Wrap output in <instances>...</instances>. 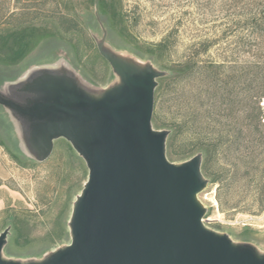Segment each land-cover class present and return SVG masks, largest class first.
<instances>
[{"label":"rangeland","instance_id":"1","mask_svg":"<svg viewBox=\"0 0 264 264\" xmlns=\"http://www.w3.org/2000/svg\"><path fill=\"white\" fill-rule=\"evenodd\" d=\"M263 12L264 0H0V30L31 26L42 36L25 58L0 66V89L43 66H65L94 89L109 86L117 77L95 41L102 39L104 27L107 45L124 55L151 61L168 75L188 61L219 64V87L225 82L238 91L245 87L244 67L264 63ZM199 73L179 84L158 81L155 129L168 130L191 119L198 131L223 129L226 122L213 120L219 109L210 101L216 83L203 70ZM186 130L182 127L174 142L179 156L167 149L172 162L196 155L185 146L190 138ZM88 175L86 163L65 139L55 142L47 161L30 158L18 123L0 106V184L7 196L0 234L10 227L6 256L41 259L69 244L73 203ZM206 177L209 184L199 194L207 209L205 224L264 251V210L259 204L264 144L239 143L215 154Z\"/></svg>","mask_w":264,"mask_h":264},{"label":"water","instance_id":"2","mask_svg":"<svg viewBox=\"0 0 264 264\" xmlns=\"http://www.w3.org/2000/svg\"><path fill=\"white\" fill-rule=\"evenodd\" d=\"M103 32L97 49L117 77L109 86L94 89L65 66H43L0 89L30 158L47 161L65 139L89 171L73 203L71 242L41 259L9 258V227L0 264H264V251L205 224L203 154L169 160L170 132L153 126L158 81L168 72L114 50Z\"/></svg>","mask_w":264,"mask_h":264},{"label":"trees","instance_id":"3","mask_svg":"<svg viewBox=\"0 0 264 264\" xmlns=\"http://www.w3.org/2000/svg\"><path fill=\"white\" fill-rule=\"evenodd\" d=\"M255 21L256 24L259 23L258 20ZM41 37L37 34V29L31 26L8 31L0 30V66L25 58L34 43L38 42ZM222 67V65L214 63L200 66L195 61H188L180 64L173 70L171 75L160 79L179 84L192 79L199 71L203 70L207 79L213 78L216 83L214 86L209 84L214 90H217L214 91L215 99L210 98V101L213 100L211 105L213 107L217 106L219 109V113L216 114L217 119L213 118V120H217L219 123L226 122L223 124V129L221 128L214 132L208 131V129L206 131H198L197 128L192 127L194 122L192 119L185 124L177 121V123L167 126L170 132L167 149L170 150L171 155L175 158L179 156V153L175 150L174 142L181 135L182 127L187 128L186 132L189 133L190 138L189 143H186L185 146L189 148L188 152L190 153L203 154L202 171L203 174L205 173V177L209 172V165L215 154L224 150L230 151L231 148H234L239 143H249L252 146L264 144V63H256L252 69L244 67L241 72L242 78L245 79V87L240 88L238 91L235 90L236 87H234V90H231L230 87L228 88L226 86L228 83L225 82H223V88L219 87L222 74L220 69ZM251 74H253L252 78H250ZM252 91L254 92L253 94H248ZM211 97L214 96L212 95ZM160 126L162 127V125ZM246 149L249 150L248 146ZM249 154L252 155L253 152H249L248 156H250ZM253 162L254 159L251 160L252 164H254ZM259 204L260 210H264V186L261 189Z\"/></svg>","mask_w":264,"mask_h":264},{"label":"crops","instance_id":"4","mask_svg":"<svg viewBox=\"0 0 264 264\" xmlns=\"http://www.w3.org/2000/svg\"><path fill=\"white\" fill-rule=\"evenodd\" d=\"M4 186L0 184V212L7 209V196L4 191Z\"/></svg>","mask_w":264,"mask_h":264}]
</instances>
